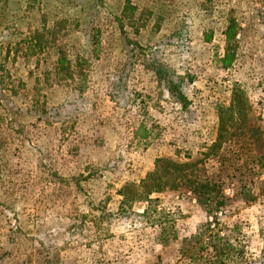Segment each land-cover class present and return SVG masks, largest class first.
<instances>
[{"label": "rangeland", "instance_id": "rangeland-1", "mask_svg": "<svg viewBox=\"0 0 264 264\" xmlns=\"http://www.w3.org/2000/svg\"><path fill=\"white\" fill-rule=\"evenodd\" d=\"M236 91L238 140L259 128L255 200L226 187L218 228L234 250L217 258L196 238L214 220L191 192L140 203L121 190L158 158L203 159ZM0 264H264V0H0Z\"/></svg>", "mask_w": 264, "mask_h": 264}, {"label": "trees", "instance_id": "trees-1", "mask_svg": "<svg viewBox=\"0 0 264 264\" xmlns=\"http://www.w3.org/2000/svg\"><path fill=\"white\" fill-rule=\"evenodd\" d=\"M233 28H229L227 37L232 38ZM231 55L228 53L225 62H231ZM59 71L69 72L70 62L66 55L61 51L59 57ZM160 81L167 85V90L172 97L176 99L184 108H187V96L182 90L181 85L167 75L164 66L153 68ZM74 81L73 76H69ZM123 71L120 76L111 82V100L118 103V94L126 92V84ZM116 81V82H115ZM83 85V84H82ZM82 88H73L75 92H82ZM117 91V94L115 92ZM244 96L241 91L233 94V99L228 108H222L219 111V128L216 141L203 154L204 158L196 162H178L171 158H158L155 161L153 171L149 172L145 179L139 184H127L122 190V196L127 202L149 203L151 197L155 194L171 192H191L198 203L207 212L213 222H208L197 235L201 246L207 250L215 251V256L219 258L225 254H230L232 246L229 238L222 236V228H218L220 222L218 214H222L225 208L230 205L231 199L226 195L225 189L231 185H240V190L236 192L237 197L255 200L252 191L245 193L246 188L254 185V177L257 175L256 165H253V145L257 140L256 133L259 128L254 125L248 128L251 136L240 142L238 139L243 135L242 129L245 127L238 125L247 124V108ZM232 123V126L228 125ZM235 123V124H233ZM232 132H231V130ZM259 143V141L257 142ZM246 156V157H244ZM214 158L218 161V169L212 174L209 173L205 160ZM255 159V157H254ZM247 191V190H246ZM223 246V248H219ZM213 252H211V255ZM214 256V255H213ZM214 256V257H215Z\"/></svg>", "mask_w": 264, "mask_h": 264}]
</instances>
